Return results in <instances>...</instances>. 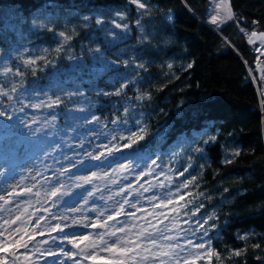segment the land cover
I'll use <instances>...</instances> for the list:
<instances>
[{"label":"trees","instance_id":"16d2710c","mask_svg":"<svg viewBox=\"0 0 264 264\" xmlns=\"http://www.w3.org/2000/svg\"><path fill=\"white\" fill-rule=\"evenodd\" d=\"M142 2L148 5L146 11L138 9L131 0H0V56L9 58V68L13 73L17 68L25 73V87L21 90L26 97L23 103L46 102L49 98L54 99V93L61 88L65 91L75 90L79 84L80 90L87 94V99L82 100L80 106L90 107V111L83 113H66L63 105L54 110L27 107L26 115L17 113L12 121L0 118V164L5 169L14 168L18 160L17 149L22 144L21 158L29 160L35 166L36 173L41 171L54 180L53 172L61 164L67 165V161L62 160L59 151L55 153L56 159H44V150L54 143H60L63 151L71 156L72 149L63 144L61 137L72 143L83 139L89 128L96 127L83 123L84 117L92 114L108 123L104 131L111 133L113 128H117L111 124L112 119L122 114V106H127L130 110L129 123L126 126L121 124L117 130H124L127 134L126 129L135 130L134 121L142 119L147 125L145 140L134 149L125 150L123 156L117 153L115 157H110L112 164L87 160L84 165L73 169L71 175L85 176L93 171L112 173L117 163H127L128 160H131L134 171L113 173L112 179L119 181L118 184L96 180L94 184L75 188L74 184L78 181L73 180L70 196H64L55 208L50 203H44V207L50 208L57 216H68L69 213L76 217L86 215L94 221L97 213L90 209L106 210V217L114 211L115 201L124 199L123 196H116L115 200H108L107 197L118 192L120 187L127 188L131 184L143 195L132 191L125 195L133 202L138 200V208L151 211L148 197L161 195L168 189L156 188L148 192L143 189L148 188L150 183H167V180L160 174L159 168L153 175L141 179L138 173L141 169L147 170L145 161L159 155L161 160L158 163L162 167L170 165L177 171H183L189 162L187 158L191 156L192 168L184 176L168 172L167 167H164V172L174 181L173 192L175 186L190 175L197 176L196 184L182 192L186 201L192 200L189 209L201 204L203 207L196 216L183 219H203L215 214V218L205 225H216L209 229V235L212 247L220 253V257L217 259L214 256L212 264H264V94L260 90L262 83L257 72V52L247 42L245 33L240 31V28L246 32L264 31V0H231V8L239 24L229 21L221 28L206 19L208 0ZM121 15L126 19L121 21ZM84 17L90 19L85 21ZM98 17L103 19V25L95 23ZM138 19L144 33L135 23ZM114 20L128 23L130 30L127 36L122 35L113 41L107 34L116 31L112 24ZM73 29L75 37L66 47H70L71 55L80 57L83 52V57L70 61L67 50L62 49L57 53L55 49L62 42L59 32L72 35ZM145 36L148 39L140 43ZM229 42L232 46H229ZM97 45L104 54L105 63L118 58L121 63L112 65L113 70L99 76L96 73L79 76L74 71L78 65L100 67L93 55L88 53V48ZM29 57H45L53 63L46 65L44 59H38L34 76L32 69L25 68L22 63L23 59ZM132 58L136 63H144L146 70L136 68ZM123 60L130 61L127 67L123 65ZM189 63L193 65L191 68H187ZM168 64H172L171 69L167 67ZM20 79L12 74L0 75V84L7 89L13 81ZM110 80H129L126 95L105 97L93 91V87L112 91L113 85L108 83ZM90 81L94 83L90 84ZM34 88H38L39 92L30 96ZM140 94H148L151 98L146 96L144 100H137ZM0 100L5 106L10 103L4 97H0ZM51 112L58 117L56 128H49L42 135H32V129L20 122L21 119L30 122V118L35 117L41 124L33 127L43 126L45 120H50ZM66 117L75 131L71 128L65 131ZM53 132L56 134L53 135ZM38 141H44L40 149L35 148ZM100 141H104V138L93 142ZM196 148L203 151L195 152ZM234 151L240 154L231 155ZM125 156L127 159H124ZM226 160H231V163H225ZM45 165H54V168L48 170ZM125 176L128 178L125 179ZM37 179L42 181L43 177L38 176ZM89 192L93 195L88 197L89 202L85 205L82 197ZM189 192L191 196L187 195ZM24 199L27 198L21 197V200ZM51 199L49 197V201ZM39 207L35 205L29 208V212H35ZM74 207L83 208L84 212L66 211ZM137 215L143 216L145 213L138 212ZM120 219L131 218L122 216ZM51 222L62 223L59 219ZM64 223L70 224V220ZM181 225L188 227L182 221ZM96 231L80 226L68 227L61 233L37 236V240L49 241L42 248L58 252L63 247L65 251H75L67 242L63 245L59 240L53 243L52 237ZM241 236L247 239H240ZM237 250H243L240 256L232 254ZM0 255L7 254L0 252ZM61 260L64 264H73L71 259L62 255L48 257L47 264H59ZM39 264H45L43 257L39 258ZM84 264L92 262L85 261Z\"/></svg>","mask_w":264,"mask_h":264},{"label":"snow or ice","instance_id":"6c2138e0","mask_svg":"<svg viewBox=\"0 0 264 264\" xmlns=\"http://www.w3.org/2000/svg\"><path fill=\"white\" fill-rule=\"evenodd\" d=\"M138 9L147 10L148 5L142 0H131ZM212 3L216 5L213 8V15H211L210 23L221 28L228 21H233L239 24V20L236 14L232 11L231 0H212ZM221 5H224L223 12L221 11ZM187 6V3H186ZM143 15V13H142ZM89 17H84V20H89ZM126 17L120 16V20H125ZM172 19L171 16L168 17ZM95 23L97 25H103L104 21L102 18H97ZM137 27L141 33H144V27L141 25V21L138 19L136 22ZM256 23V22H254ZM115 28L121 29L122 34H126L130 29L128 23H120L112 21ZM51 30V29H49ZM241 32H244L247 36V42L256 46L255 50L264 55V31L257 32L255 30L250 33L246 32L245 29L240 28ZM75 30L70 35L64 31L59 32V36L62 38V42L56 47L55 51L60 53L62 49L69 52L67 59L79 60L83 57L81 52L80 57L71 55L70 42L75 37ZM108 36L112 37L114 41L116 39V33L114 31L109 32ZM148 39L144 37L140 43L145 42ZM229 46H232L229 42ZM88 53L100 64V67H91L87 65H78L74 71L79 75H89L96 73L97 76L100 74L113 70L112 65L121 63L118 58L116 61L105 63L104 54L99 45L95 48H88ZM38 59H44L46 65H51L53 62L47 60L45 57H29L23 59L22 63L25 68L32 69V74L35 76ZM123 65L127 67L130 63L129 60H123ZM132 63L136 68L145 69L144 63H136L135 58H132ZM193 65L189 63L187 68H191ZM169 69L172 68V64H168ZM262 76L264 79V68L261 69ZM3 74L8 76L12 74L15 77H20L19 81H13L10 86L5 87L0 84V97L7 98L10 102L5 106L4 102L0 100V118H4L7 121H12L17 113H25V108L31 107L33 109H49L54 110L59 108L61 105L64 106L66 113L72 112H85L90 111L89 108H85L81 105L82 100L87 99L85 91L80 90L79 84L76 85L75 90L65 91L63 88L59 92L54 93L55 98H49L46 102L41 100L38 103L24 104L23 100L26 99L24 92L25 84L23 77L25 73L17 68L13 73L12 68H5ZM129 80L108 81L109 84L113 85L112 91H104L93 87L98 95L105 97L125 96V89L128 87ZM94 83L90 81V84ZM118 85V86H117ZM39 92L38 88H34L29 95L35 96ZM148 94H140L136 97L137 100H144ZM20 107L17 108L16 105ZM129 107L122 106V114L116 115L111 121L112 125H116L117 128H113L111 133L104 131L108 128V123L101 120V117L92 114L86 116L83 119L85 125H95L94 128H89L85 133L83 139H79L78 142L72 143L71 140H64L61 137L63 144L72 149L73 154L70 156L63 151L60 143H54L49 146V149H45L43 158L56 159L55 153L59 151L62 155V160L67 161V165L61 164L59 169L53 172L54 180L52 177L44 175L43 172L38 171L36 176H42L43 180H37L36 176L32 179L36 181L31 187H19L17 185L7 195H0V201L4 202V205H10L15 203V209L4 208L0 206V211H7L8 213L15 214L10 219H4L3 223H0V252L6 253L7 255H0V264H39V258L43 257L45 264H47L48 257H57L62 255L73 261V264H84L85 261H91L92 264H212V258L215 256L217 259L220 257V253L217 252L211 243V236L209 235V229L216 227V225H208L209 220L215 218V214L204 217L203 219L192 220L183 219V217H194L199 213V209L203 205L196 206L189 209V205L192 204V200H185V194L182 192L183 189H188L190 186L196 184L197 176L190 175L189 178L185 179L181 184L175 186V192L172 191V185L174 181L168 173L164 172V167H167L168 172H176L178 176H184L185 173L189 172L192 168V157L189 156L188 163L184 166L183 171H177L170 165H164L162 167L161 157L157 155L155 158L145 161V168L141 169L138 176L142 179L145 176H151L156 172V169H160V174L165 176L167 183L158 181L156 184H151L148 188H144V192L151 191L156 188L168 189L167 192L161 195H153L148 197V201L151 204V211L143 208H138L139 201L133 202L125 195L126 192L132 191L139 193V189H136L133 185L129 184L127 188L120 187L119 191L114 193L112 196L107 197L108 200H115L116 196H123L122 201H115L114 211L105 217L106 210L92 208L90 211L96 212V218L93 221L92 218L81 215L79 217L73 216H57L52 213L50 208L44 207V203H50L52 208L57 207L58 202L64 196H70L73 185H70L62 179L67 177L68 180L78 181L74 184L75 188H82L85 184H94L96 180H107L111 184H118L119 181L112 179L113 173H127L132 172L131 160L127 163H117L116 167L112 168V173L96 171L91 172L90 175L73 177L71 175L73 169H77L80 165L85 164V159L92 161H108L112 164L113 161L110 157H115L117 153L121 156L124 155L125 150H132L139 146L142 141L145 140L147 135V125L142 119H136L134 121L135 130L133 128H127L126 133L124 130L118 131L117 129L121 124L128 125L129 123ZM26 115V113H25ZM142 115V114H141ZM58 119L55 112L50 113V120H45L43 126L33 127V125H40L41 121L35 117L28 120L21 119V123L32 129V135H42L47 129H55V121ZM71 128L75 131V128L68 124L67 117L65 118V131ZM53 135L56 133L53 132ZM91 137L92 139H89ZM100 137L104 138L103 143H94V140H98ZM215 140V137L211 138ZM87 143V147H86ZM44 146V141H38L35 145L36 149H40ZM79 149L80 151H77ZM99 149V151H97ZM195 152H202L200 148L194 149ZM239 151L231 153L233 156H238ZM178 155V154H177ZM118 159V158H117ZM124 159H127L125 156ZM225 163H231V160H226ZM203 168V165H200ZM45 168L52 170L54 165H45ZM125 179L128 177L125 176ZM45 185H51V187H45ZM143 187V185H141ZM141 196L143 193H139ZM93 195L89 192L87 196L82 197L84 204H88V197ZM191 196V193H187ZM202 195V193H201ZM21 197L27 199L21 200ZM49 197H52L49 201ZM34 198V200H33ZM103 198V197H102ZM183 202V203H182ZM35 212H29V208L35 207ZM127 205V208L125 207ZM128 209H134L135 211H128ZM73 213H83L84 209L80 207H74L67 209ZM138 212H144L145 215L138 216ZM37 213H48V216L37 215ZM49 216L51 219H49ZM130 217V220H121L120 217ZM152 219H148V217ZM59 219L61 222L70 220V224L62 223L52 224V220ZM143 220L144 223H140ZM153 220L156 222L153 223ZM167 221V223H165ZM187 224L188 227L184 228L181 225ZM119 225V226H117ZM80 226L83 228L97 229L94 233H87L81 235H67L63 237H52V242L55 243L57 240L60 244L66 241L72 246L75 251H65L63 247L59 248V251H53L51 248H42L43 245L49 243L48 240L39 239L37 236L43 237L45 234L51 235L52 232L61 233L65 231V228ZM175 233V234H172ZM240 239H247L246 236H241ZM259 247V245H255ZM9 249L12 251L9 252ZM20 250H23L22 252ZM243 250L234 251L232 254L240 256ZM105 253L106 255H101ZM35 257V258H34ZM82 257V259H77ZM59 264H64L61 260Z\"/></svg>","mask_w":264,"mask_h":264},{"label":"rangeland","instance_id":"374dc122","mask_svg":"<svg viewBox=\"0 0 264 264\" xmlns=\"http://www.w3.org/2000/svg\"><path fill=\"white\" fill-rule=\"evenodd\" d=\"M208 8H207V14H206V19L207 21H210L211 15H213V8L216 7L215 4L212 3V0H208ZM219 2V0H218ZM224 9V5H221V11L223 12ZM117 22H120V20H118ZM229 23V21H228ZM225 25V24H224ZM215 26V25H214ZM217 27V26H216ZM116 31H114L116 33V38H120V36L128 35V32L126 34H122V30L121 29H115ZM251 32V31H250ZM248 32V33H250ZM259 33V31H257ZM262 32V31H261ZM254 51L257 52V72L258 74V78L261 81L262 85L260 87L261 92L264 94V79L261 78L262 76V72L261 69L264 68V55H261L260 52L256 51L255 48L256 46L253 45ZM9 58H6L4 56H0V75H4L3 74V70L5 68H9ZM105 141H100V143H103ZM95 143V142H94ZM99 143V142H97ZM87 147V146H86ZM19 149H17V165L12 168V169H5L4 166H2L0 164V195H7L9 192L12 191V189L14 187H16L17 185H19V187H31L33 183H35L36 181H34L32 179L33 176H36V171H35V166L32 165V163L29 162V160H25V158H21L22 155V144H20L18 146ZM97 151H99V149H97ZM0 159H1V155H0ZM89 161V159H85V161ZM38 169V168H37ZM38 176H36L37 179ZM65 181H67L68 184H72L73 180H68L67 177H63ZM39 180V179H37ZM21 199V198H20ZM0 206H3L4 208H12L15 209L16 205L15 203L10 204V205H4L3 201H0ZM15 214V212L13 213H8L7 211H0V217H3L4 219H10L12 218V216ZM70 217H72L73 215H71L69 213ZM0 223H3V220H0ZM66 243V241L64 242Z\"/></svg>","mask_w":264,"mask_h":264},{"label":"bare ground","instance_id":"6f19581e","mask_svg":"<svg viewBox=\"0 0 264 264\" xmlns=\"http://www.w3.org/2000/svg\"><path fill=\"white\" fill-rule=\"evenodd\" d=\"M55 224V223H54ZM62 225H63V222H62Z\"/></svg>","mask_w":264,"mask_h":264}]
</instances>
